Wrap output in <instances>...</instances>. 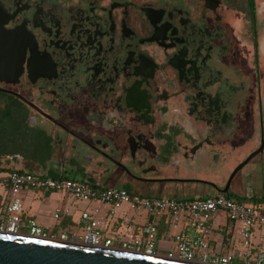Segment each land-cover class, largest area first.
Segmentation results:
<instances>
[{"label": "flooded vegetation", "instance_id": "flooded-vegetation-1", "mask_svg": "<svg viewBox=\"0 0 264 264\" xmlns=\"http://www.w3.org/2000/svg\"><path fill=\"white\" fill-rule=\"evenodd\" d=\"M0 59L1 167L264 205V0H0Z\"/></svg>", "mask_w": 264, "mask_h": 264}, {"label": "built area", "instance_id": "built-area-1", "mask_svg": "<svg viewBox=\"0 0 264 264\" xmlns=\"http://www.w3.org/2000/svg\"><path fill=\"white\" fill-rule=\"evenodd\" d=\"M0 191L4 193L0 233L47 238L35 222L23 221L19 195L23 191L62 193L88 206H107L111 216L122 209L132 213L133 219L123 220L122 233L104 237L92 212L85 210L81 214L84 234L77 243L115 249L111 247L115 241L122 247L116 250L193 264H264V254L252 242L253 232L264 230V205L239 204L221 194L200 199L143 196L119 188H94L69 178L5 170L0 171ZM63 213L70 214L68 209H57L52 217L59 219ZM141 214L158 222L137 223ZM218 219L222 222L216 226ZM227 224L231 228L225 230ZM24 227L29 234L19 233ZM170 247L174 253L157 254Z\"/></svg>", "mask_w": 264, "mask_h": 264}, {"label": "crops", "instance_id": "crops-1", "mask_svg": "<svg viewBox=\"0 0 264 264\" xmlns=\"http://www.w3.org/2000/svg\"><path fill=\"white\" fill-rule=\"evenodd\" d=\"M39 173V172H37ZM55 176L61 178H67L65 172H55ZM42 175V174H40ZM48 175V173H46ZM57 178V177H52ZM70 179V178H69ZM74 180V179H72ZM76 181V180H74ZM130 192V191H129ZM151 197H162L161 193H139L130 192ZM19 198L22 202V219L24 222L33 221L43 232H71L73 238H79L84 234V221L81 219V214L88 210L92 212V217L99 222V229L103 234L110 233H122L123 220L133 219L132 213L128 212L126 209L119 210L116 216H111L109 212V207L101 205L88 206L84 203L77 202L69 199L66 195L62 193H42V192H30L23 191L20 193ZM164 198V197H162ZM174 199V198H172ZM2 200H4V193L0 191V205ZM68 209L70 214H62L59 219H53L52 215L55 210ZM94 211H97L94 214ZM137 223L153 222L157 223L158 220L153 218H148L146 215H140L136 217ZM222 220H217L215 222L216 226L220 224ZM27 228V227H26ZM229 229L227 224L225 230ZM81 232V233H80ZM228 232H224V236H227ZM252 242L254 245L258 246V250L264 254V230L253 232Z\"/></svg>", "mask_w": 264, "mask_h": 264}, {"label": "water", "instance_id": "water-1", "mask_svg": "<svg viewBox=\"0 0 264 264\" xmlns=\"http://www.w3.org/2000/svg\"><path fill=\"white\" fill-rule=\"evenodd\" d=\"M9 61L10 60L0 59V71L4 69L5 64L10 63ZM12 62L16 65L14 61ZM14 71L13 75L16 77L18 72L16 69ZM253 156L254 154L248 157L247 160ZM0 264L193 263L175 261L155 256L151 257L110 248L92 247L73 241L0 233Z\"/></svg>", "mask_w": 264, "mask_h": 264}, {"label": "rangeland", "instance_id": "rangeland-1", "mask_svg": "<svg viewBox=\"0 0 264 264\" xmlns=\"http://www.w3.org/2000/svg\"><path fill=\"white\" fill-rule=\"evenodd\" d=\"M65 173H66L65 175L67 176V178L74 179V180L79 181V182L81 181V179H80L81 175L73 173V172H69V171H67ZM48 176L52 177V176H55V174L51 171V172L48 173ZM162 197H164V198H172V196L167 195V194H164ZM177 197H183V196L178 195ZM186 197H194V195H187ZM141 215H144V214H141ZM23 221H25V220L23 219ZM230 226L231 225H229V229L231 228ZM19 233H21V234H29V231H28V229L26 227H24V228H22L20 230ZM42 233H44V236L47 237V238L61 239L63 241H69V240H73L75 242H79L80 241L77 237L73 238L74 236H72L71 232H54V233L53 232H42ZM62 233L64 235H66V238H59ZM229 233H232V232H229ZM82 236H83V234L80 237H82ZM111 236H113V233L107 232V234H105L104 237H111ZM236 237L238 238V235ZM102 243H103V240L101 241V244ZM111 247L115 248V249H121L122 248L121 245L119 243H116L115 241L112 242ZM168 252H173L174 253V248L170 247V249H168L166 251L158 252L157 254L166 255ZM231 264H241V263L236 262V261H232Z\"/></svg>", "mask_w": 264, "mask_h": 264}, {"label": "trees", "instance_id": "trees-1", "mask_svg": "<svg viewBox=\"0 0 264 264\" xmlns=\"http://www.w3.org/2000/svg\"><path fill=\"white\" fill-rule=\"evenodd\" d=\"M16 158H18V157H16ZM26 158L28 159V156L24 157V159H26ZM29 159H33V156L29 157ZM3 170H5V171H15V172H19V173L25 172L23 169H7V168H4V167L0 166V171H3ZM94 188H97V187H94ZM124 190H126V189H124ZM126 191L129 192L128 190H126ZM229 199H231V198H229ZM234 202L239 203V204H251V205L259 206V205H262L263 201L262 200H252L251 203H244L243 201L234 200Z\"/></svg>", "mask_w": 264, "mask_h": 264}]
</instances>
